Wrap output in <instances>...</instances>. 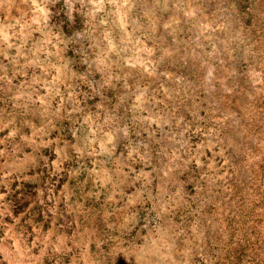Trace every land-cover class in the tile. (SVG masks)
I'll return each instance as SVG.
<instances>
[{
  "label": "rangeland",
  "instance_id": "374dc122",
  "mask_svg": "<svg viewBox=\"0 0 264 264\" xmlns=\"http://www.w3.org/2000/svg\"><path fill=\"white\" fill-rule=\"evenodd\" d=\"M215 1L0 0V264H264V0Z\"/></svg>",
  "mask_w": 264,
  "mask_h": 264
},
{
  "label": "trees",
  "instance_id": "16d2710c",
  "mask_svg": "<svg viewBox=\"0 0 264 264\" xmlns=\"http://www.w3.org/2000/svg\"><path fill=\"white\" fill-rule=\"evenodd\" d=\"M253 3H254V1H252V0H228L229 6L232 7V8H229L228 11H229V13H232L233 15L235 14V12H237L240 15H243V11H244L248 16L253 17V16H255V12H254L255 7L252 6ZM205 5H207L209 9H212V10L216 9L215 12H212L213 14H216V13L217 14H221V15H223V18L225 19V21L228 20V16L225 14V12H223V9L221 8V6H218L219 5L218 1H215V0H201V7H205ZM202 13H209V10L208 9L207 10H203V12H201L199 14H202ZM249 24H252V23L249 22L248 25ZM179 28L182 30V32L175 34V37L174 36H168V41L169 42H171L172 40H174L173 38H175V41H177V43L180 44V40L181 39L188 40L192 35H194V32L191 29L189 24H186L185 27L183 26V24H181ZM192 43L197 45L196 42H194V41ZM219 43H220L219 46L225 44V43H223L221 41H219ZM257 49H258V47H257ZM182 51L184 52L185 50H182ZM243 51L244 50H241L242 53H243ZM234 60L235 59L233 58V62H235ZM184 61L186 62L187 60H184ZM184 61L182 60L180 62V65L182 66V68H178V67H180V65L179 64H175V66L172 69L173 70L178 69V71L182 72L185 76H188L191 80H195L196 78L194 76V73L196 74V68L194 67V69H191L193 65L189 64L188 62L185 63ZM228 61H229V59H227L226 62H224V63L225 64H230ZM247 65H248L247 60L242 57V59L240 61V69L241 70L245 69L247 67ZM163 78H165V77L163 76ZM207 95H206L205 92H202V94L200 96L201 98H200L199 101L202 102V104L204 106L207 105V102H206V100L204 98ZM236 110L239 112L240 106H236ZM215 149L218 151V149H219L218 146L215 147ZM217 156H219V155H217ZM239 156L240 155L237 156V160L239 159ZM235 163H236V159H235ZM241 167H242V165H241ZM234 169L235 168H232L231 181L235 180V184L240 185V176L242 175V170L241 169L238 170V168L235 169V170ZM238 172L240 174H238Z\"/></svg>",
  "mask_w": 264,
  "mask_h": 264
}]
</instances>
